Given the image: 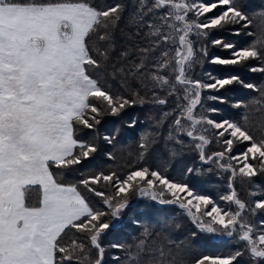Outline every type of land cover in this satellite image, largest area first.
Instances as JSON below:
<instances>
[{"label":"snow or ice","instance_id":"snow-or-ice-1","mask_svg":"<svg viewBox=\"0 0 264 264\" xmlns=\"http://www.w3.org/2000/svg\"><path fill=\"white\" fill-rule=\"evenodd\" d=\"M0 264H264V0H0Z\"/></svg>","mask_w":264,"mask_h":264},{"label":"trees","instance_id":"trees-1","mask_svg":"<svg viewBox=\"0 0 264 264\" xmlns=\"http://www.w3.org/2000/svg\"><path fill=\"white\" fill-rule=\"evenodd\" d=\"M209 191L214 192L215 190L210 188ZM173 234H174V235H179V233H177V232H174ZM225 247H227V246H225ZM213 254H215V253H213Z\"/></svg>","mask_w":264,"mask_h":264}]
</instances>
